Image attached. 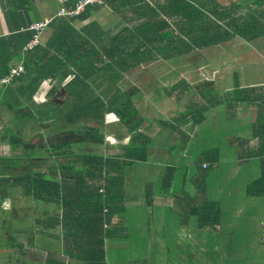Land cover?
Wrapping results in <instances>:
<instances>
[{"label": "trees", "instance_id": "trees-1", "mask_svg": "<svg viewBox=\"0 0 264 264\" xmlns=\"http://www.w3.org/2000/svg\"><path fill=\"white\" fill-rule=\"evenodd\" d=\"M17 1L15 0V8L11 10L16 24L11 26L10 35L0 37V79L9 75L11 62L21 61L23 56L26 73L14 81L28 82L33 86L40 79L71 78L66 88L72 87L78 103L73 114L61 115L63 122L67 121L72 125L83 116L101 122L107 114L112 113L119 124L132 134L133 142H138L135 146L139 148L127 150L117 158L97 156L83 149L81 153L80 149L73 150L74 145L96 149L104 144L103 135L96 128L71 132L66 138H59L61 141H55L51 150L58 169L73 176V179L60 182L32 171L0 178V204L1 200L8 198L6 188L10 187L22 189L25 196H34L43 202L59 205L61 215L58 219L54 214L49 218L66 232L63 252L87 264H108L105 260L104 240L113 234L109 226L124 209V171L133 164L147 160L146 148L145 141H141L142 136L138 132L141 119L129 101L130 93L114 94L110 98L112 100H106L108 95L103 100L87 84V80L100 74L106 77V87L109 88L114 83L113 78L123 76L143 62L184 56L197 49L227 42L235 36L253 41L263 35L264 25L258 16V8L264 6V0H260L257 8H247V3L245 12L241 15L238 8L225 9L218 0H103V5H89L85 11L75 16H54L48 25L52 34L46 46H37L33 50L27 49L34 33L29 29L32 23L29 7L23 9ZM80 1L67 0L66 8L75 9ZM103 6L120 16L127 26L119 30V26L123 24L120 19L115 31L103 30L99 21L94 19L81 29L76 26L77 21H85ZM213 83L212 80H203L196 85H190L185 80L176 83L172 91L178 90L179 93L186 90L191 99L190 91L194 89L207 103H194L180 119H172L174 124L170 127L182 138L183 145H186L189 140L186 131L196 129L208 108L224 104L229 121H233L236 108L242 104H245V108L254 109L257 118L256 126L252 128V137L260 141V146L253 155L261 160L263 168L261 176L246 185L245 194L264 196V105L261 104L264 89H239L236 85L233 92L219 96L215 93ZM118 91L115 86L112 93ZM165 91L169 93L168 89ZM53 119L54 127L56 123L59 127L62 125L56 117ZM184 136L188 138L187 141L183 139ZM14 141L22 143L17 137H14ZM221 152V149L208 151L202 155L201 162L214 160L209 165L214 168L217 160L221 159ZM174 170H165V186L171 185ZM167 190L169 188L162 189L165 192ZM146 199L149 204V198ZM176 201L177 205L183 202L178 197ZM191 211L197 215L200 228L220 225L219 201L206 200ZM68 234L74 245L67 242L66 246Z\"/></svg>", "mask_w": 264, "mask_h": 264}, {"label": "rangeland", "instance_id": "rangeland-1", "mask_svg": "<svg viewBox=\"0 0 264 264\" xmlns=\"http://www.w3.org/2000/svg\"><path fill=\"white\" fill-rule=\"evenodd\" d=\"M249 2V6L255 8L260 4V0H249ZM236 4L237 6L240 5V3ZM98 5H103V0ZM75 15L77 14H69L68 12L67 14L56 13V16L71 17ZM92 19L98 20L105 31H115L119 21V18L111 14L106 8L93 13L88 20ZM50 20L34 21V24L30 26L29 29L34 32V48L37 46L44 48L46 46L48 39L43 44L41 36L43 40L47 36L44 30L48 27ZM38 23L46 25L41 30H37L38 28L35 25ZM84 26L86 25L81 26L80 29ZM119 27H122V25ZM211 54L209 53V55ZM224 60L228 62L231 58L227 56ZM15 62H11L9 75L0 79V178L16 174H28L32 171L43 173L44 177L60 182L72 180L73 176L62 173L56 166L51 146L55 141L62 140L59 138H66L72 134L71 132L81 131L83 128L98 129L103 135L102 141L104 144L96 147V149L91 146L81 148L79 145H74L75 148L80 149L81 153L83 149L85 152L97 156L108 153L123 156L127 150L139 148L135 146L138 145V142H133L132 134L121 128L118 119L112 113L107 114L101 122H94L89 116L79 118V121L72 125L67 121L63 122L61 115L63 113L65 115L73 114L78 103L77 96L72 92V87L70 89L66 88L71 78H63L62 80L60 77L49 80L40 79L39 83L31 86L28 82L14 81L26 73L25 57L23 56L22 60L16 62V64ZM19 64L24 66V72L19 76L11 77L12 69ZM205 64V58L194 52L185 57L175 56L164 60L143 62L127 71L123 76L113 78L114 83L109 88L106 87V77L100 74L87 80V84L89 83L88 85L94 92L99 93L103 100L108 95L106 100L112 98L114 94L130 93L128 94L129 101L138 111V118L142 119L143 116L145 119V124L138 132L141 133V141H145L147 160L144 162L146 165L143 169H140V175L138 176L143 175L145 177L146 174L153 176L150 172L162 170L159 165H165L173 159L168 156L166 146L162 144L171 135L163 124L168 122L170 115L175 113L177 109L184 110L182 107H178L174 111L176 108L174 104L187 98L188 93L186 91L178 93V90L172 91V88L181 78L199 83L205 78L213 77L211 72L204 71ZM214 64L211 68L215 67ZM5 79L9 81L4 82ZM219 82L224 83L221 78ZM115 86L119 89V93H112ZM162 86L167 87L169 93L160 90L159 88ZM190 94H192L190 96L194 97L195 101L197 98L201 102L205 100L194 89L190 91ZM184 107L186 110V106ZM221 109L225 110L224 107ZM252 114L254 115L253 122H255L256 114ZM224 116L228 118L227 110L226 113L224 112ZM53 117H56L62 123L60 127L58 123L54 127ZM173 117L176 116L173 115L170 118ZM228 125L232 126V122H225V126ZM189 134L192 137L196 136L195 131H189ZM14 137L20 138L22 143L17 144ZM233 150H235V146H232L229 154H232ZM227 164L228 169L226 170L230 175V172L233 173L234 165L231 161H227ZM214 168H211L207 173L215 172ZM52 173H55V175H52ZM231 178L227 177L223 181L215 180L219 188L220 184H223L222 186L225 189L223 198H226ZM243 188V186L236 183L235 193L232 190L233 195L238 196ZM6 190L8 198L1 200L0 204V248L5 249L7 258L10 256L12 261L8 262L7 259L4 260L0 257V264H24L22 261L24 251L31 247L36 252V256L39 254L41 258L44 256L45 259L56 256L60 250L63 251L66 232L63 231L61 226L52 223V219L49 218V216L52 218V214H54L58 219V216L61 215L59 205L43 202L34 196H25L22 189L9 187ZM138 204L140 203L135 202L134 206L128 210L126 221L119 220L120 225H118V222L111 224L112 227H125L129 224V231L127 241L114 242L112 247L108 246L110 248L107 253L108 264H252L256 261H262L264 256V228L256 229L257 222L250 223V219H253L251 215L256 211L251 207L256 205L258 208H263L264 198L253 202L251 199L247 200L245 198H240L237 202L223 199V206L229 212V218L225 219L224 224H229V226L222 236L227 243L230 242V237L233 238L232 250L227 249L225 243L219 246L217 234L213 229L203 230L200 233L201 237L204 238L203 245L205 249L203 251L199 250L198 247L179 249L174 241H170L171 245L165 244L167 241L163 242V240L167 233L165 234L164 228L156 232L153 224L163 222V216L168 213V208L160 207L162 212L159 213L156 212L157 209L150 212L146 207L136 206ZM236 205H238L239 212H242V214L241 219L233 223L234 216L237 214ZM121 213H123V210L119 212V214ZM168 218L169 216H167ZM228 220L231 224L228 223ZM261 220H264V215ZM54 224L57 226H47ZM168 226L170 230L171 225ZM52 227L57 228L56 236L42 229L51 230ZM159 233L165 235L159 237ZM172 236L173 233L169 232V238ZM7 240L12 242H7ZM67 242L74 245L69 234L66 238V246ZM15 243H22V249L14 247ZM117 243L120 244V247ZM218 246H224L225 248L221 250ZM176 251L179 253L177 256H175ZM19 258L22 259L17 260ZM135 258H138L137 263L132 262ZM56 259L59 260L58 257ZM37 260L39 263L36 264L42 263L41 260ZM69 262L71 264H87L84 261L70 258ZM45 263L49 264L48 259Z\"/></svg>", "mask_w": 264, "mask_h": 264}, {"label": "crops", "instance_id": "crops-1", "mask_svg": "<svg viewBox=\"0 0 264 264\" xmlns=\"http://www.w3.org/2000/svg\"><path fill=\"white\" fill-rule=\"evenodd\" d=\"M17 2L23 9L29 7L28 13L30 15V19L32 20L31 25H33L34 21L52 19L56 16V13L60 9L66 8L67 0H18ZM217 2L221 3L225 9L230 6L238 8L239 15L244 14L245 5L247 3V8L250 7L249 0H218ZM236 3H240V5L237 6ZM15 4V0H0V37L10 35L11 26H15L16 24V21L11 15V10L15 8ZM102 8H106L111 14H113L106 6H103ZM258 12H260L258 13V16L261 17L264 25V15H262L264 13V7L258 8ZM117 17L122 20L120 16ZM87 20H85L86 23L85 21H77L76 26L81 27L86 25L88 24V21L90 23L93 19ZM20 23H22V21H20ZM122 23V27H119V30L127 26L124 20H122ZM262 31L263 35L258 36V38L253 41H246L239 36H235L227 42L194 51L197 52L200 57L205 58L206 64L204 66V71L211 72L213 77L211 76V78H205L204 80H212L214 82L213 87L215 93L219 94V96L233 92L236 85L239 89H264V44H262L264 43V29ZM44 32L47 36L44 40L41 36L43 44L46 43L47 39H49L52 34L49 27H47ZM209 53L212 54L209 55ZM187 55L181 57H185ZM227 56H229L231 60L225 62L224 59ZM212 64H214L215 67L211 68ZM222 72L224 73L222 74ZM220 78L224 81V83L219 82ZM180 80H185L190 85L198 84L185 78H181ZM164 86L159 89L166 92L165 89H167V87ZM194 103L204 104L207 102L206 100L201 102L198 98L195 101L194 97H191V99L187 97L183 101L179 100L177 104H174V106H176L174 111L178 107H182L184 110L177 109L175 113L170 115V117L173 115L176 117H169L168 122L163 124L164 127L167 128V132L171 135L164 140V143H160L166 146V151L169 154L168 156L173 159L169 160L165 165H159V168L162 170L150 172L154 177L149 176L148 174L144 177L143 175H138H140V169L142 170L146 165L145 163H136L125 169L123 175L124 188L122 198L124 209L123 213L115 216L112 220V224L113 222H118V225H120L119 220L126 221L128 210L134 206L135 202L140 203L136 206L146 207L150 212L157 209L156 212L159 213L162 212L160 207H166L168 208V213L163 216V222L153 224L156 232H159L160 229L164 228L165 234L167 233V235L164 236L165 234L163 235L159 233V237L164 236L163 242L167 241L165 244L171 245L170 241H174L179 249L198 247L199 250L203 251L205 249L203 245L204 238L201 237L200 233L203 230L213 229L217 234L219 246L220 244L225 243L227 249L230 248L232 250L233 238L230 237V242L227 243L224 241L222 236L223 232H225L229 226V224H224L225 219L229 218V212L226 211L223 206V199H230V201L237 202L240 198H245L247 200L251 199L253 202L257 199L264 198V196L261 195L247 196L245 194L246 185L260 177L263 168L261 160L254 158L253 155L254 151L258 148V146H260V141L254 140L252 137V128L256 126L255 122L257 118L256 116L255 122H253L254 115L252 113L256 114V111L252 108H245V104H242V106L236 108V118L234 116L233 121L232 119L229 121L227 116H224V112L226 113L227 109L224 104L212 108L210 107L204 112L202 122L196 127V129H194L196 136L192 137L189 134V131H186V135L189 140L187 141L188 138L184 136L183 139L187 141V143L186 145H183L184 142H182V138L172 130L170 125L174 124L172 119L178 117V119H180L181 115L191 109ZM261 104L264 105V98L261 100ZM184 106H186V110ZM222 107H224L225 110L221 109ZM216 113H218V115H216ZM225 122H232V126H225ZM143 124H145V119L142 116L141 127H143ZM121 128L125 129L122 126ZM224 133H226V135H224ZM232 146H235V150L232 151V154H229ZM215 149L222 150L221 159L217 160V164L214 168L215 172L207 173V171L211 169L209 166L210 163L214 160H210L208 163L201 162V157L204 153ZM105 156L117 158L119 155L108 153L105 154ZM227 161L233 162L234 165L233 173L230 172V175L226 170L228 169ZM168 168L173 170L175 169V172L171 185L165 186L164 174L165 170ZM227 177H232L230 182L231 189L229 188L227 190L226 198H223L225 195V189L222 186L223 184L221 183L219 188L216 185L215 180L219 179L223 181ZM236 183L244 188L242 192L235 197L233 193H235L234 187ZM163 188H169V190L165 192L162 191ZM147 197L150 200L149 204L146 203ZM176 197L180 199L182 198L183 202H179L177 205ZM206 200L219 201L221 204V222L220 225L216 227L200 228L197 215L191 211V209H194ZM236 206L237 214L234 216L233 223L237 222L238 219H241L242 214V212H239L238 205ZM251 208L256 211L251 215V218L253 219H250V223L257 222L255 225L256 229L264 228V220H261L264 215V205L263 208H258L256 205H253ZM167 216H169L168 219ZM228 223H230L229 220ZM128 225L129 224H127V226L125 225V227L109 226V229L111 228L113 230V234L107 236L104 240L106 262L107 253L110 249L108 246L112 247L114 242H123L128 240ZM168 225H171L170 230ZM42 229L52 235H55V232L57 231V228H53L51 230L45 228ZM169 232L173 233L171 238H169ZM58 240L61 243L59 238ZM7 242L12 241L7 240ZM219 246L218 248L221 250L225 248L224 246ZM14 247L22 249V243H15ZM118 247H120V244H118ZM35 253L36 252H34L32 247L30 249H25V260L22 258L17 260L22 259L24 264L39 263L37 259L42 261L41 264H47L45 263L47 259L49 264H71V262H69V258L75 259L65 254L62 250L58 251V254L56 255L59 260L56 259V256L48 257L46 259L43 256L41 258L39 254L36 256ZM177 254L179 253L176 251L175 256H177ZM0 257L4 260L7 259L8 262L12 261L10 256L7 258V254L3 248H0ZM137 261L138 258L132 260L134 263H137ZM261 263L262 261H256L252 264Z\"/></svg>", "mask_w": 264, "mask_h": 264}, {"label": "built area", "instance_id": "built-area-1", "mask_svg": "<svg viewBox=\"0 0 264 264\" xmlns=\"http://www.w3.org/2000/svg\"><path fill=\"white\" fill-rule=\"evenodd\" d=\"M102 0H81L79 2V4L77 5L76 9H71V10H67V11H60L59 13H65L67 14V12L69 14L71 13H76V14H79L81 11H84L85 8L89 5H94V4H99L101 3ZM46 24L44 23H38L36 24L35 26L38 28L37 30H41L43 27H45ZM35 45V43H33V41L29 44V47L27 48H33V46ZM24 72V66L22 64H19L17 65L16 68L12 69L11 71V77H14V76H19L21 73ZM4 82H8L9 80L8 79H5L3 80Z\"/></svg>", "mask_w": 264, "mask_h": 264}, {"label": "clouds", "instance_id": "clouds-1", "mask_svg": "<svg viewBox=\"0 0 264 264\" xmlns=\"http://www.w3.org/2000/svg\"><path fill=\"white\" fill-rule=\"evenodd\" d=\"M95 5H98V4H95ZM75 9H76V8H75ZM67 10H71V9L62 8V9H60L58 12H60V11H67ZM73 10H74V9H73ZM84 11H85V10H84ZM81 12H82V11H81ZM81 12H80V13H81ZM80 13H79V14H80ZM95 13H96V12H95ZM77 15H78V14H77ZM32 41H33V40H32ZM32 41H31V42H32ZM31 42H30V43H31ZM30 43H28L27 47H29V44H30ZM27 49H29V50H33V49H34V46H33V48H31V49H30V48H27ZM263 261H264V256H263V258H262V262H263Z\"/></svg>", "mask_w": 264, "mask_h": 264}, {"label": "flooded vegetation", "instance_id": "flooded-vegetation-1", "mask_svg": "<svg viewBox=\"0 0 264 264\" xmlns=\"http://www.w3.org/2000/svg\"><path fill=\"white\" fill-rule=\"evenodd\" d=\"M95 122V121H94ZM73 150H79V149H77V148H73ZM105 155V154H104Z\"/></svg>", "mask_w": 264, "mask_h": 264}]
</instances>
